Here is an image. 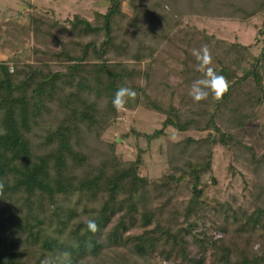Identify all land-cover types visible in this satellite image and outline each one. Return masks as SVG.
<instances>
[{
	"label": "trees",
	"instance_id": "trees-1",
	"mask_svg": "<svg viewBox=\"0 0 264 264\" xmlns=\"http://www.w3.org/2000/svg\"><path fill=\"white\" fill-rule=\"evenodd\" d=\"M229 1L109 0L106 13L95 12L93 20L76 15L68 23L30 13L22 31L36 41L34 59L0 62V264H96L112 248H125L130 257L108 264H148L156 255L172 264H206L209 250V264H264V202L251 212L208 202L204 183L214 147H244L245 128L264 105V51L255 56L249 46L184 23L190 17L249 23L264 16V0ZM164 45L185 53L177 60L182 69L173 68L185 86L179 106L176 88L164 78L152 81ZM203 45L231 87L221 100L210 94L197 103L189 90L203 74L188 49ZM245 84L250 90L231 107ZM122 86L137 93L126 109L166 117L160 130L137 137L157 140L170 127L208 132L169 146V172L160 180L141 174V152L125 161L115 143L101 141L122 116L112 103ZM257 161L264 164V155ZM183 186L191 193L184 206L176 204ZM208 216L222 219L217 232L231 237L213 241L204 224L199 233ZM90 219L98 232L88 230ZM134 229L139 233L131 234Z\"/></svg>",
	"mask_w": 264,
	"mask_h": 264
},
{
	"label": "rangeland",
	"instance_id": "rangeland-1",
	"mask_svg": "<svg viewBox=\"0 0 264 264\" xmlns=\"http://www.w3.org/2000/svg\"><path fill=\"white\" fill-rule=\"evenodd\" d=\"M109 5V0H0V46L8 52L11 59H15V62H31L34 59L32 48L37 44L32 34L27 33L26 35L22 28L28 27L30 13L35 9L38 13L58 19L62 23H68L76 15L93 20L95 12L106 13ZM22 8H24V14L21 13ZM124 10L131 13L127 3L124 4ZM21 21L24 24L20 25ZM186 21L199 30H205L209 35L251 47L255 56H259L264 51V33H261L264 16L253 18L249 23L208 17L192 19L190 17L186 18L184 23ZM15 25L20 28H16ZM4 30L8 32L2 33ZM148 42L155 44L150 39ZM166 48L165 45L160 46L161 51L155 55L157 72H155L152 81L154 83L159 78H164L163 80L167 81L170 87L176 88L173 92L168 89L165 93L168 96L172 92L175 103L179 106V92L184 91L185 86L182 82L183 76L175 72L174 69L177 71L182 69L183 66L177 60L185 59V53L178 46L171 47L169 52L165 51ZM188 50L192 53V49ZM178 84L183 86L177 88ZM250 85H242L237 90V93L232 96L231 107L244 97V94L239 93L244 90L249 91ZM254 111L255 114L246 126L242 137L244 147L230 149L220 144L214 147L212 171L204 178V183L210 186L206 191L208 202H226L234 208L243 207L250 212L262 206L264 202V164L257 160L264 155V105L257 107ZM120 112L122 116L103 134L101 141L107 144L115 143L118 155L125 161H135L138 153L141 152L144 163L141 174L154 181L162 179L169 172V146L187 137L199 139L208 134V132L197 131L179 132L170 127L166 131V136L148 141L145 138L137 137L136 134H153L162 128L166 117L144 107ZM211 177H214L216 184H211ZM190 194L186 186H183L179 191L176 204L186 205ZM23 213H25L24 210H22ZM199 224V233L203 232L202 227L206 225L203 229H206L213 241L231 237L230 234L225 235L217 232L216 227L222 224V219L208 216L203 220V223ZM137 233L139 231L136 229L131 231V234ZM190 254L191 257H197L199 255L197 248L190 246ZM210 254L209 250L206 253V264L211 262ZM122 257H130L127 249L112 248V250H105L102 256L97 259L96 264H108L110 261L120 260ZM85 264L93 263L91 260H87ZM148 264H172V262L156 255L150 259Z\"/></svg>",
	"mask_w": 264,
	"mask_h": 264
},
{
	"label": "clouds",
	"instance_id": "clouds-1",
	"mask_svg": "<svg viewBox=\"0 0 264 264\" xmlns=\"http://www.w3.org/2000/svg\"><path fill=\"white\" fill-rule=\"evenodd\" d=\"M192 55L197 61V70L203 76L195 80L189 90V95L192 99L199 103L209 98L211 94L216 100H221L229 92L231 84L230 81L223 75L219 74L214 67V60L211 50L207 45H203L199 49H192ZM137 97L136 91L127 86H122L117 89L114 98L113 106L120 112L126 110L128 100H135ZM4 194V185L0 183V196ZM87 228L89 231L98 232L99 225L95 220L87 221Z\"/></svg>",
	"mask_w": 264,
	"mask_h": 264
},
{
	"label": "crops",
	"instance_id": "crops-1",
	"mask_svg": "<svg viewBox=\"0 0 264 264\" xmlns=\"http://www.w3.org/2000/svg\"><path fill=\"white\" fill-rule=\"evenodd\" d=\"M22 11H21V13L24 14V8H22ZM19 24L22 25V24H24V22L21 21V22H19ZM15 26H16V28H19V27H17V25H15ZM2 27H4V26H2ZM0 31H1V26H0ZM2 33H5V30ZM8 59H11L8 52L0 46V62L7 61Z\"/></svg>",
	"mask_w": 264,
	"mask_h": 264
}]
</instances>
